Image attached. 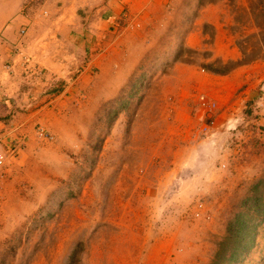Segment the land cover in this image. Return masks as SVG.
Here are the masks:
<instances>
[{
    "label": "rangeland",
    "instance_id": "obj_1",
    "mask_svg": "<svg viewBox=\"0 0 264 264\" xmlns=\"http://www.w3.org/2000/svg\"><path fill=\"white\" fill-rule=\"evenodd\" d=\"M148 12L84 88L47 98L21 139L0 143V264H264V151L235 180L217 136L236 143L248 125L219 116L227 105L207 91L178 94L169 70L264 60V0H152ZM199 94L215 103L206 133Z\"/></svg>",
    "mask_w": 264,
    "mask_h": 264
},
{
    "label": "crops",
    "instance_id": "obj_2",
    "mask_svg": "<svg viewBox=\"0 0 264 264\" xmlns=\"http://www.w3.org/2000/svg\"><path fill=\"white\" fill-rule=\"evenodd\" d=\"M151 3L0 0V143L6 145L8 138L21 139L47 98L59 100L84 88L90 70L104 68L107 56L121 51L124 30L132 22L144 20ZM175 47L172 44L168 52H174ZM169 70L170 77L178 82V94L183 95L190 87L207 91L227 105L219 116L235 122L243 119L248 125L236 143L238 132L234 138L227 131L218 135L226 145L218 147L216 153H221L219 163L224 162L227 169L233 172L238 168L235 180H250L262 160L260 151H264V60L234 67L222 75L204 73L180 62L172 63ZM183 102L188 104L189 99ZM248 103L256 115L242 117L238 110ZM213 128H218L215 123ZM237 153L242 157H235Z\"/></svg>",
    "mask_w": 264,
    "mask_h": 264
},
{
    "label": "built area",
    "instance_id": "obj_3",
    "mask_svg": "<svg viewBox=\"0 0 264 264\" xmlns=\"http://www.w3.org/2000/svg\"><path fill=\"white\" fill-rule=\"evenodd\" d=\"M19 32L22 34L24 32V30L21 29ZM24 62H27L26 59ZM197 100H198L200 107L207 113L206 121L201 126V132L206 133V132H208V129L213 125V122H214L213 118L210 116L209 113H211L215 109V103H214V101H212L211 99H209L208 97H206L203 94H199L197 96ZM39 133H40V131H39ZM18 147H19L18 144L12 145V151L17 150ZM2 161H3V155L0 152V165L2 164ZM221 166H224V165L221 164Z\"/></svg>",
    "mask_w": 264,
    "mask_h": 264
},
{
    "label": "trees",
    "instance_id": "obj_4",
    "mask_svg": "<svg viewBox=\"0 0 264 264\" xmlns=\"http://www.w3.org/2000/svg\"><path fill=\"white\" fill-rule=\"evenodd\" d=\"M211 72H213V73H219V74H224V72H221V71H215V70H212Z\"/></svg>",
    "mask_w": 264,
    "mask_h": 264
}]
</instances>
